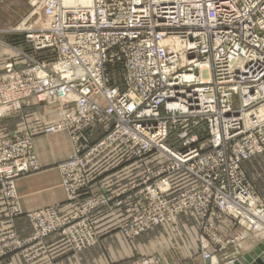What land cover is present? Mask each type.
Wrapping results in <instances>:
<instances>
[{
	"label": "built area",
	"instance_id": "1",
	"mask_svg": "<svg viewBox=\"0 0 264 264\" xmlns=\"http://www.w3.org/2000/svg\"><path fill=\"white\" fill-rule=\"evenodd\" d=\"M81 1L28 0V17L36 14L47 25L25 20L9 32L21 33L30 52L0 37L9 56L25 61L10 59L0 72V117L34 98L53 109L42 132L66 131L72 143V153L56 165L68 210L27 212L16 181L39 168L32 135L0 138L4 209L31 227L25 238L14 229L0 234V262L19 253L44 255L52 235L72 252L96 245L94 217L125 204L133 208L130 218L115 219L128 238L175 223L182 213L196 215L203 259H216L212 248L264 239V203L242 169L264 153V0ZM99 117L110 127L89 141L85 133ZM172 132L180 147L167 143ZM112 148L135 158L158 151L169 162L119 190L88 196L90 167ZM179 171L192 182L173 193L169 177ZM219 214L235 221L233 237L218 233L212 219Z\"/></svg>",
	"mask_w": 264,
	"mask_h": 264
},
{
	"label": "crops",
	"instance_id": "2",
	"mask_svg": "<svg viewBox=\"0 0 264 264\" xmlns=\"http://www.w3.org/2000/svg\"><path fill=\"white\" fill-rule=\"evenodd\" d=\"M14 40L17 45L28 48L24 46L25 44L20 37H14ZM10 59H15L21 64L25 63L18 57L9 56L1 48L0 70L3 64ZM26 107H32V114L27 115L26 112L23 114L20 113L21 110L18 111L17 113L23 116V122L19 127L8 130L3 124H0L1 129L5 130L4 136L25 132L33 136V146L40 169L36 173L17 179L16 189L20 197L21 207L23 211H30L46 206H55L61 213H64L68 210L69 205L60 186V177L55 164L71 154L70 137L67 133L62 132L53 135L43 134V126L54 118L53 109L49 105L29 98L23 102L22 108ZM108 124V120L102 117L85 133L86 138L89 141L98 139L107 129ZM122 158H126L123 153L109 150L92 163L89 182V190L92 193L112 191L118 185L129 183L141 177L146 169L152 167L147 166L146 159L129 161V159L124 160ZM242 169L250 186L264 202V153L244 161ZM178 181L179 178L174 183L175 188L180 184L177 183ZM188 182H192V179H189ZM128 209L130 210V206L123 207L120 214L128 215ZM212 220L217 231L223 237H230L233 234L235 224L232 219L219 214ZM95 222L98 231L101 233V242L94 248L79 254H72L65 247L66 242L63 238L52 235L46 239L47 252L36 258L37 260L26 262L21 256L14 255L10 262L11 264H133L139 257L153 256L158 259L159 264H205L206 259H203L198 243L201 221L193 213H182L178 215L175 223L157 226L132 239H127L116 231L104 215H97ZM10 229H14L22 237L31 232L30 223L24 216L12 220L8 218L0 193V234ZM256 243L257 241L252 238L245 239L238 250L228 247L216 253L217 261L212 259V263L217 264L219 261L239 258L243 253L251 250ZM212 251L214 253V250ZM0 264L8 263L3 261Z\"/></svg>",
	"mask_w": 264,
	"mask_h": 264
},
{
	"label": "rangeland",
	"instance_id": "3",
	"mask_svg": "<svg viewBox=\"0 0 264 264\" xmlns=\"http://www.w3.org/2000/svg\"><path fill=\"white\" fill-rule=\"evenodd\" d=\"M29 11H30V7H29V4H28V0H0V29H4V30H6L7 32H5V33H2V34H0V37H2L3 38V40H5V41H7V42H9V43H11V44H14L15 46H17L18 48H21V49H25V50H27V52H30L29 50H30V48L28 49V48H25V47H23V46H19V44L17 45V43L15 42V40H14V37H20L21 38V40H22V42H23V40H24V37H23V35L21 34V33H12V32H9L10 31V29H12L13 27H15L16 25H18L20 22H22V21H27V24H32L33 26H38V25H41V23H42V21H43V17H38L36 14L35 15H32V16H30V17H28V14H29ZM24 43V42H23ZM24 46H26V45H24ZM27 47V46H26ZM0 49H1V47H0ZM3 49V48H2ZM3 51H5L4 49H3ZM41 53H43V54H45V51H43V52H41ZM8 62V61H7ZM6 63V62H5ZM4 63V64H5ZM4 64H3V67H2V69L0 70V72L3 70V68H4ZM117 81V80H116ZM36 100V99H35ZM37 101V100H36ZM38 102V101H37ZM44 103V102H43ZM32 107H26V108H21V112L20 113H23L24 114V112H26V114L28 115V114H30L32 111ZM15 113H17V112H15ZM20 113H17V114H14V113H12V114H14V115H12V114H10V115H12L11 117H9V118H6V119H2L3 117H0V124L2 125L3 124V126L5 127V128H7L8 130L10 129V128H14V127H19L20 126V124H22V122H23V116L20 114ZM32 114V113H31ZM102 117H99L98 118V120L99 119H101ZM2 119V120H1ZM109 122V124H108V127H110V124H111V122L110 121H108ZM45 126V125H44ZM43 126V127H44ZM107 127V128H108ZM92 128V127H91ZM91 128H89V130L91 129ZM203 128V127H202ZM4 129H1V126H0V138L2 137V136H4ZM67 133L66 131H59V132H56V133H52V134H45V133H43L44 135H53V134H57V133ZM106 132V130H104V132L102 133V135L101 136H103L104 135V133ZM68 134V133H67ZM100 136V137H101ZM204 136H206L205 134L203 135V137ZM173 139H174V134H173V132L169 135V137H168V139H167V143L168 144H170V145H173V146H175V147H180L181 145L179 144V142H178V140H174L173 141ZM32 140H33V136H32ZM34 147V146H33ZM110 151L111 150H114L113 148L112 149H109ZM109 150H107V149H105L102 153H101V155H103L104 153H106L107 151H109ZM116 150H118V151H120L121 153H123V155H124V157H126V158H122V159H129V161H143L144 159H146L147 160V166H152L151 168H149V169H146V171L144 172V173H142L141 174V177H144V176H146L147 175V171L148 170H154V169H156V168H158V167H160V166H162V165H165V164H167L168 162H169V159L165 156V155H163V154H161L160 152H158V151H154V152H152V153H149V154H146L145 156H143V157H141V158H135V157H132V156H130V154L127 152V151H125L123 148H116ZM35 151V150H34ZM36 153V152H35ZM72 153V152H71ZM36 157H37V154H36ZM66 159V158H65ZM64 160V159H63ZM37 161H38V157H37ZM62 161V160H61ZM60 161H58L57 163H59ZM57 163L55 164V168H56V165H57ZM38 166H39V168H38V170L36 171V172H38L39 171V169H40V165H39V161H38ZM56 170H57V168H56ZM58 171V170H57ZM36 172H34V173H36ZM59 173V172H58ZM31 174H33V173H31ZM30 175V174H29ZM23 177V176H22ZM59 177H60V174H59ZM141 177H138L137 179H139V178H141ZM179 178V181L177 182L179 185H178V187H176L175 188V186L173 185L174 183H175V181H176V179H178ZM183 178H185L184 180H182ZM19 179V178H18ZM137 179H135V180H137ZM189 179H192L191 177H190V175L189 174H187V173H185L184 171H179V172H176V173H174V174H171L170 175V177H169V180L172 182H170L171 184H172V186H173V193L174 192H176L178 189H180V188H182V187H184V186H187L188 184H190L188 181H189ZM135 180H133V181H135ZM175 180V181H174ZM133 181H131V182H129V183H126V184H122V185H118V187H116L114 190H112V191H115V190H119V189H121V188H123V187H125V186H127V185H129V184H131ZM186 181V182H185ZM188 182V183H187ZM184 183V184H183ZM89 185H90V183H88V189H87V194H88V196H91V197H96L98 194H101V192H91L90 190H89ZM60 186H61V184H60ZM61 188L63 189V187L61 186ZM252 188V187H251ZM252 190H253V188H252ZM63 191H64V189H63ZM112 191H108V192H112ZM254 191V190H253ZM16 192H17V189H16ZM255 192V191H254ZM65 193V192H64ZM102 193H104V192H102ZM17 195H18V193H17ZM257 195V194H256ZM65 196H66V194H65ZM258 196V195H257ZM18 197H19V195H18ZM20 198V197H19ZM3 199V198H2ZM260 199V198H259ZM261 200V199H260ZM3 202H4V200H3ZM66 202L68 203V205H70V202L67 200V197H66ZM261 202L262 203H264L262 200H261ZM19 205H20V207H21V204H20V201H19ZM125 206H130V210L128 209V215H121L120 214V211H121V209L123 208V207H125ZM122 208H120V209H115L113 212L112 211H109V210H103V211H101L98 215H104V217L106 218V219H108L109 220V222L111 223V225L112 226H114V229L116 230V231H118L119 233H121L122 235H124L121 231H119L117 228H116V216H118L119 215V217H120V221H127L129 218H130V216H131V212L133 211V208L131 207V205H127V204H125L124 206H123ZM21 209H22V207H21ZM23 210V209H22ZM220 215H222V214H220ZM99 217V216H98ZM228 217V216H227ZM26 218V217H25ZM94 219H96V216L94 217ZM231 219V218H230ZM232 221L234 222V224H235V229H236V223H235V221L232 219ZM95 224V223H94ZM170 224V223H169ZM96 225V224H95ZM95 228H96V231L98 232V235H99V242L96 244V245H93V246H90V247H87V248H85V249H83V250H81V251H77V252H72V248H71V246H70V244L69 243H66V248L68 249V250H70V252L72 253V254H79V253H81V252H83V251H86V250H88V249H91V248H94V247H96L100 242H101V233L98 231V228H97V225L95 226ZM155 228V227H154ZM153 229V228H152ZM235 229H234V231H233V234L230 236V237H224V238H226V239H229V238H231V237H233L234 235H235ZM144 233V232H143ZM219 233V232H218ZM142 234V233H141ZM141 234H139V235H141ZM200 234H201V231H200ZM199 234V235H200ZM220 234V233H219ZM139 235H137V236H139ZM59 237H61L60 235H58ZM125 236V235H124ZM137 236H135V237H137ZM126 237V236H125ZM23 238H25V236H23ZM62 238V237H61ZM127 239H132V238H134V237H132V238H128V237H126ZM262 240H264V239H262ZM262 240H260V241H262ZM258 242V241H257ZM199 243V242H198ZM45 244H46V241H45ZM200 247V246H199ZM228 247H232L234 250H238V249H240V245H239V247H237V248H234L233 246H227L225 249H227ZM46 248H47V245H46ZM224 249V250H225ZM201 250V249H200ZM212 250H214V253H215V255H216V253H219V252H221V251H223V250H221V251H217L215 248H212ZM213 252V251H212ZM16 255H19V256H21L22 258H23V260L24 261H26V262H32V261H35V260H37V259H25L24 257H23V255L21 254V253H19V254H16ZM202 255V254H201ZM14 255H12V256H10V257H8L7 259H3V260H1V262L3 263V261L4 262H7L8 264H11V262H10V259H11V257H13ZM143 258H154L155 260H156V263L155 264H159V261H158V259L156 258V257H153V256H142V257H139V258H137L134 262H133V264H138L139 263V261L141 260V259H143ZM216 260V259H215ZM230 260H232V259H228V260H226L225 262L226 263H228ZM211 261H212V259H211ZM0 262V263H1ZM220 262V261H219ZM218 262V263H219Z\"/></svg>",
	"mask_w": 264,
	"mask_h": 264
},
{
	"label": "water",
	"instance_id": "4",
	"mask_svg": "<svg viewBox=\"0 0 264 264\" xmlns=\"http://www.w3.org/2000/svg\"><path fill=\"white\" fill-rule=\"evenodd\" d=\"M205 264H213L211 259H206ZM218 264H227L220 261ZM231 264H264V240L258 241L255 246L243 253L239 258L232 259Z\"/></svg>",
	"mask_w": 264,
	"mask_h": 264
},
{
	"label": "bare ground",
	"instance_id": "5",
	"mask_svg": "<svg viewBox=\"0 0 264 264\" xmlns=\"http://www.w3.org/2000/svg\"><path fill=\"white\" fill-rule=\"evenodd\" d=\"M134 2H137V0H133ZM80 3H82V1L81 0H61V4L62 5H78V4H80ZM137 17V12H134V13H132L131 14V18L132 19H135ZM23 21L22 22H20L18 25H16L15 27H13V28H22V26H23ZM47 24L43 21V26H46ZM24 27V26H23ZM28 27H30L29 25L27 26V27H25V28H28ZM262 113V112H261ZM261 117L262 118H264V112L261 114ZM30 211H33V210H30ZM28 212V211H27ZM232 263V262H231ZM231 263H229V264H231ZM218 264V263H217Z\"/></svg>",
	"mask_w": 264,
	"mask_h": 264
}]
</instances>
